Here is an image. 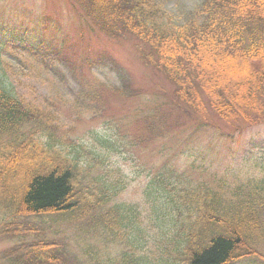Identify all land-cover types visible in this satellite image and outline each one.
<instances>
[{
	"label": "trees",
	"instance_id": "obj_1",
	"mask_svg": "<svg viewBox=\"0 0 264 264\" xmlns=\"http://www.w3.org/2000/svg\"><path fill=\"white\" fill-rule=\"evenodd\" d=\"M75 1L91 36L135 38L141 61L173 85L171 103L135 108L133 134L123 117L112 131L92 130L74 145L59 136L50 111L13 92L0 59V214L9 218L0 223V239L20 240L0 251V261L231 264L263 258L264 158L242 162L253 172L206 180L194 162L180 169L156 150L161 140L187 130L222 129L213 115L231 126L230 137L264 123V0H202L182 23L159 0ZM11 43L30 50L21 31L0 24V54ZM222 66L237 71L236 78H222ZM87 82L80 103L89 109L106 104L107 85ZM147 147L139 197L122 199L131 180L118 162L132 157L140 163ZM24 215L34 220L12 218ZM71 224L74 238L66 236Z\"/></svg>",
	"mask_w": 264,
	"mask_h": 264
},
{
	"label": "rangeland",
	"instance_id": "obj_2",
	"mask_svg": "<svg viewBox=\"0 0 264 264\" xmlns=\"http://www.w3.org/2000/svg\"><path fill=\"white\" fill-rule=\"evenodd\" d=\"M159 1H162L164 8L175 14L180 23L189 19L202 2ZM0 24L11 26L16 32L21 31L26 43L40 51V54H35L23 46H14L11 43L0 54L2 71L9 77L10 88L29 104L51 110L54 120L61 126L59 136L68 138L72 144L87 141L90 131L94 129L110 130L112 119L125 117L128 114L125 110L127 107L149 103L148 100L154 98L152 95L157 92L160 84L168 90L172 88L165 78L159 79L141 63L134 46L135 38L114 43L92 36L89 41L88 28L81 22L77 10L69 0H0ZM81 34L87 42L83 47H79L82 44ZM61 48L63 51L59 52ZM64 49L70 56L69 62L61 57L65 53ZM70 64L76 67V74H73ZM223 66L222 78H236L237 71ZM81 70L86 76H96L109 84L106 104L94 103L89 109L86 103H80V90L84 96L87 94L81 88L87 83L80 73ZM127 79L131 81L132 91H139V95L115 96L117 90L113 85L122 86ZM109 100L110 107L107 106ZM81 113V118L77 120L76 116ZM130 119L131 113L126 120V128L134 131L133 125L129 123ZM217 122L222 129L209 128L188 132V143L183 142L184 136L161 141L159 149L156 150L160 151L158 156L161 161H169L180 169H186L191 163L186 156L203 152L196 159V163L205 164L202 167L207 172L219 175L253 172L254 166L242 162L251 163L255 157L264 158V123L228 137L223 134V130H229L231 126L229 128L220 123L219 119ZM69 145L66 143V149L73 151V147ZM118 165L131 179L129 187L121 197L126 200L138 198L141 178L136 179V175L142 171L144 165L140 163L135 167L136 162L132 159L121 160ZM12 218L34 220V216L25 215ZM6 219H9L7 215L0 214V223ZM72 235V230L66 232V236ZM19 242L18 237L1 239L0 251ZM0 264L9 263L3 260ZM231 264H264V257L248 256Z\"/></svg>",
	"mask_w": 264,
	"mask_h": 264
}]
</instances>
